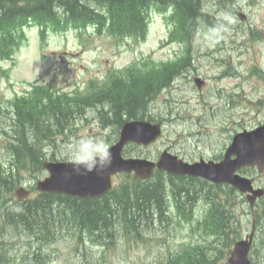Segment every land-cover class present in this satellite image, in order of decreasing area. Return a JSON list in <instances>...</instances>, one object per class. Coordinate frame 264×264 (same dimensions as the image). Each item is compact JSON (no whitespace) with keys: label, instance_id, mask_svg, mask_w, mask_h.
I'll list each match as a JSON object with an SVG mask.
<instances>
[{"label":"rangeland","instance_id":"1","mask_svg":"<svg viewBox=\"0 0 264 264\" xmlns=\"http://www.w3.org/2000/svg\"><path fill=\"white\" fill-rule=\"evenodd\" d=\"M232 2L231 9L229 12L231 15L234 14L235 18L238 19L236 12L238 10L247 11L248 14H251V18L257 20V23H248L247 25H241L240 22L235 20V26H241V29H257L258 36L257 40L255 37L246 36L245 30H238L237 27L233 28L231 31V36L229 40L232 42L230 45L235 46L239 49L238 55L241 57L239 60L242 65H237L236 71L239 72L234 75L233 80H228L225 86L223 84H219L214 80L213 74L211 71L212 62L206 61L204 62L205 66L203 67V72L209 79V84L211 86H216L219 89L221 95L226 94L230 96L231 99H235L240 97L241 101L244 103V106L250 107L249 109H231L229 107L230 99H226L225 110L219 108L217 114H214L213 111H216L215 108L218 107V101L222 100L220 98L215 97L212 91L204 90V91H195V90H183L180 87V93L178 95V104L175 116L172 118H168L165 120V131L162 138L152 146H128L129 149L134 155H149V156H157L159 153V149L161 148H171L176 150V146L182 145L186 148L190 149L192 155H210L213 157L219 156L223 153L228 140L231 138V134L234 132L233 129H228L226 133H222L223 128L228 126V122L238 121L240 118L249 115V118L253 116L257 117L254 112V107L251 105L255 102V99H258L262 96H257V81L256 77L254 79L252 73H254L257 65L262 63L264 67V0L261 2L260 6L257 7V12L252 5H249V0H228ZM235 10V12H232ZM253 27V28H252ZM154 32L150 33V36L147 41L141 44L143 50H148V48L152 45H155L156 40L164 36L166 34L165 30H160L158 25L155 26ZM202 35H207L205 31H201ZM262 35V38L260 35ZM5 37L4 41L10 45V36L8 31L3 33ZM67 36H71L68 34ZM28 37L30 38L27 42L22 44L19 51L15 54L14 59H12L11 55L8 56L3 62L0 64V107L2 110L6 111L5 101H9L13 99L11 96L14 93V90L21 91L27 85L31 83L36 78L45 77L52 78L53 82L58 85H63L65 75H70L71 78L78 81L81 86H83L89 78L93 74H98L105 70V67H110L112 64H118L119 66L124 65L133 57V50L130 46H123V42L121 39L115 41V37H106L101 39L100 41H84L86 44L78 42L77 36H71L70 43L66 44L63 42V36H57L56 34H51V38H49V43L46 48H42V44L39 42V39L36 36L35 30L28 31ZM261 39V40H260ZM3 41V42H4ZM218 46H222L225 44H221L216 42ZM84 44V45H83ZM216 45V44H214ZM3 43L0 48V55L7 54L3 52ZM122 50V53H120ZM125 49V50H123ZM49 57V58H47ZM157 59H164L162 54L156 56ZM63 59V60H62ZM15 62V65L13 64ZM117 62V63H116ZM54 66L53 69L49 72V74H44V69ZM104 66V67H103ZM103 67V69H102ZM7 71L9 76H7ZM163 71L158 70L157 72H148L147 70L143 71L140 75L139 79H144V77H148L151 73L154 75H161ZM119 76L123 77V74H119ZM240 83L239 92H243L245 96V100L243 99L242 94H237L236 90H231V85H234L236 82ZM147 86V84L144 82ZM229 88V92H228ZM233 96V97H232ZM158 106L154 109H150L151 112H158L161 110V105L170 106V102H166L164 104H160L159 101ZM9 105V104H8ZM197 105L199 110H193L192 107ZM260 103H257V107H259ZM204 107H207L208 114H205ZM145 108V107H144ZM143 110V109H142ZM0 111V112H5ZM104 110H100L99 113H103ZM188 112H192L194 116L204 117V121L198 127H192V125L185 123V117H189ZM6 113V112H5ZM94 114H98L95 111ZM186 114V115H185ZM194 116V117H195ZM262 121L258 120L257 122ZM11 120H8L6 116L0 118V159H3L6 153V147L3 144V140L8 137L7 134L2 132V128L5 126L7 129H10ZM256 122H249L246 124H255ZM204 128L205 131H200L198 128ZM104 131V128L100 127V124H89L86 129L82 131V133L78 135H99ZM110 131H105L101 136L107 137ZM182 133L185 134L183 137L178 138V135ZM189 136H186V135ZM66 143H61L60 150L57 152L58 155H64ZM65 156V155H64ZM8 160V159H7ZM2 163H6V160L3 159ZM38 162V161H37ZM35 162V165L37 164ZM247 172L256 174L253 170L247 169ZM48 173L46 170H43L39 173V176L44 177ZM33 173H24V178L28 184L33 181ZM129 175V177H127ZM132 174H120L115 182L116 187L120 184L125 183L126 181H130ZM157 179L152 178L147 181L145 184L154 185ZM258 183L264 186V174L260 175L257 173ZM34 183V182H33ZM30 184V186L33 185ZM203 187L204 185L195 183L192 181L185 182L182 185L180 182H165L164 186L166 189L171 192L175 190L178 194L184 193L191 189L193 186ZM37 193L34 191L30 197L36 196ZM143 203V204H142ZM141 204L137 205L136 208H142L145 206V201ZM53 210L56 212V215L53 216L50 221L51 223L57 225L59 231H54L49 235H44L42 233H36L33 236H26L21 234L18 231H10L7 234V248L6 256L12 261L16 263H21L20 259L22 255L25 254L27 250H29V245L31 243L35 244L36 249H38V245H41L43 242L49 244V246L43 245L45 250L44 254H37L35 257V261H42L45 264H85V260H83L81 254H78L75 249V238L82 242L79 245V250L82 249L84 253L92 258V263H98L100 260L103 264H132L133 261L139 262H148L149 264H153L155 258L158 257L159 260H165L171 253H174L175 256L180 257L184 254H181L179 250L183 247V245L191 240L190 235L191 232L186 226H182L178 224V222L174 221V223H163L160 224L157 221H152L147 226L146 224L142 225V236H131V240L120 237V236H128L126 234H121L118 237L116 242L117 246L115 247L114 252L104 253L105 248L95 245L87 240V237L92 239H96V237L101 232H110L112 229H116L114 227L110 228H100L97 225L88 224L82 222L80 224L78 218H76L74 224L71 222L72 218L70 215V203L64 204L61 209L54 207ZM258 213L260 210H264V199H262L257 206V208L252 209ZM245 210L241 208V223L242 234L246 233L245 228L250 227V217L245 212ZM248 211L251 210L248 207ZM48 225L51 226L48 219L45 218ZM139 220L137 218L135 221ZM249 220V221H248ZM107 220H103L101 222H106ZM45 221H40L38 223V228L45 229L46 225ZM124 224H129L126 221ZM212 225L217 227H221V225L216 224L215 215L212 218ZM214 227V226H213ZM232 227L236 230L240 231L237 223H233ZM64 228L62 231L61 229ZM21 234V235H19ZM38 235H42L44 237H40L38 241ZM31 240V241H30ZM38 242V243H35ZM56 241V243H55ZM94 241V240H93ZM72 246V247H71ZM191 248H188L189 252L185 257H180L175 262L171 264H186V257L190 254H196L197 252H202L204 254H210V250L208 247L200 248V246H196L195 243H191ZM227 248L225 243L224 249ZM28 253V252H27ZM27 253L23 256V264L27 262L32 263L28 259H24L27 256ZM74 260V262L71 261ZM256 260L260 261L261 264H264V261H261L259 257H256Z\"/></svg>","mask_w":264,"mask_h":264},{"label":"clouds","instance_id":"2","mask_svg":"<svg viewBox=\"0 0 264 264\" xmlns=\"http://www.w3.org/2000/svg\"><path fill=\"white\" fill-rule=\"evenodd\" d=\"M64 155L66 162L71 166L69 175H87L92 172L103 174L113 163L111 143L100 135L70 138Z\"/></svg>","mask_w":264,"mask_h":264},{"label":"trees","instance_id":"3","mask_svg":"<svg viewBox=\"0 0 264 264\" xmlns=\"http://www.w3.org/2000/svg\"><path fill=\"white\" fill-rule=\"evenodd\" d=\"M20 1H24V6L21 7H17V3ZM55 0H0V27L2 28H6L8 26V24L11 22L12 25L13 23L15 24L17 22V18L15 16V14H13L12 16V7L16 8V13L17 12H24L26 9L29 10L30 13H35L39 10V8H46L48 5V3H51ZM32 2L34 3H38L36 5L32 4ZM12 6V7H11ZM118 103H114V105H117ZM56 105L59 111L62 110V99L58 98L56 100ZM125 112H128L127 109H124ZM135 117V116H133ZM47 132L51 131V126L47 125L45 126ZM38 159L34 160V164L35 162H37ZM49 196H51V194H43L42 195V201L44 202V200H47L49 198ZM117 201H119L120 203L123 202H129L131 199H129L128 197H126V190H123V192L117 191L114 193L113 195ZM143 198V196H139L138 198ZM144 199V198H143ZM35 202H40L39 200H36ZM22 205H24L25 207H21L18 204L16 205V207L14 208V211H12L11 213L17 212L18 215H20L21 217L23 216V209H27V208H32L33 212H38V210L40 209V204H35V205H31L29 207H27L26 205H29L30 203L26 204V202H20ZM107 207V205L105 206ZM105 207H103L101 205V207H97V213L98 212H103L105 211ZM110 208V207H109ZM94 209V207H92V210ZM110 212H112L111 208L109 209ZM10 213V214H11ZM99 215H102L101 213H99ZM103 215H105V212L103 213Z\"/></svg>","mask_w":264,"mask_h":264},{"label":"water","instance_id":"4","mask_svg":"<svg viewBox=\"0 0 264 264\" xmlns=\"http://www.w3.org/2000/svg\"><path fill=\"white\" fill-rule=\"evenodd\" d=\"M154 131V133L149 136L147 139H144V140H141L140 137H139V132H140V126H136L133 128L131 134H130V138L129 139H133V140H136L138 142H148L152 139H154L157 135V132H158V128L155 127V128H152ZM143 131H148V130H143ZM151 131V130H149ZM257 135L259 136V131H257ZM255 136L256 134L255 133H251L248 135V144L246 146V152L248 151V148L252 145V143L255 141ZM259 138V137H258ZM121 166L118 168V170H123L126 168V162L124 161H121ZM131 163V162H129ZM130 168V167H129ZM128 170H131V169H128ZM138 174H139V170L136 169ZM218 171L219 172H222L223 171V167L219 166L218 168ZM109 169L106 170L103 174H97L96 172H92V173H89L86 175V178L82 179L76 175H72L71 177L67 176L65 177V180H67L65 183H63V185L66 187H69L70 190L73 189V191H70L72 193H75V194H84V195H97V194H100L103 192V189L105 188L106 185H100V186H97V184H99L100 182L103 181V179H105L106 181H108L109 179ZM212 174L211 173H208L207 176H211ZM68 181L70 183H72V187H70L68 185ZM55 184V181L52 182V185ZM54 187V186H53ZM52 187V188H53ZM51 188V189H52Z\"/></svg>","mask_w":264,"mask_h":264}]
</instances>
